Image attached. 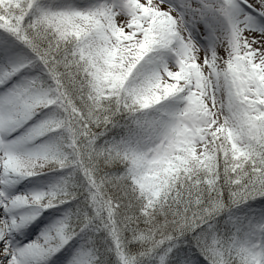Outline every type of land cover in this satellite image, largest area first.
<instances>
[{
	"label": "snow or ice",
	"instance_id": "1",
	"mask_svg": "<svg viewBox=\"0 0 264 264\" xmlns=\"http://www.w3.org/2000/svg\"><path fill=\"white\" fill-rule=\"evenodd\" d=\"M0 264H264V0H0Z\"/></svg>",
	"mask_w": 264,
	"mask_h": 264
}]
</instances>
